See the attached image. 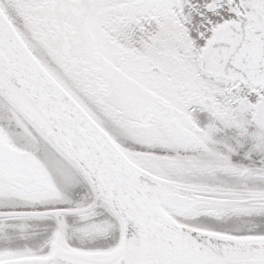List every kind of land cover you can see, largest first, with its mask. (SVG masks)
<instances>
[{
  "label": "snow or ice",
  "instance_id": "obj_1",
  "mask_svg": "<svg viewBox=\"0 0 264 264\" xmlns=\"http://www.w3.org/2000/svg\"><path fill=\"white\" fill-rule=\"evenodd\" d=\"M0 264H264V0H0Z\"/></svg>",
  "mask_w": 264,
  "mask_h": 264
}]
</instances>
